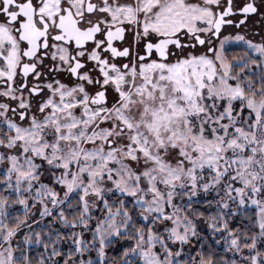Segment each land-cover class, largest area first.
<instances>
[{
	"label": "snow or ice",
	"instance_id": "snow-or-ice-1",
	"mask_svg": "<svg viewBox=\"0 0 264 264\" xmlns=\"http://www.w3.org/2000/svg\"><path fill=\"white\" fill-rule=\"evenodd\" d=\"M0 264H264V0H0Z\"/></svg>",
	"mask_w": 264,
	"mask_h": 264
}]
</instances>
